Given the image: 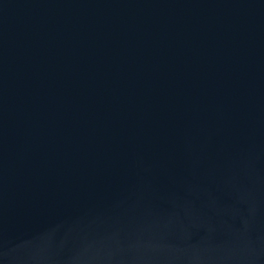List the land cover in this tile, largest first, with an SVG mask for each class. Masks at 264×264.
Returning a JSON list of instances; mask_svg holds the SVG:
<instances>
[{
	"label": "water",
	"instance_id": "95a60500",
	"mask_svg": "<svg viewBox=\"0 0 264 264\" xmlns=\"http://www.w3.org/2000/svg\"><path fill=\"white\" fill-rule=\"evenodd\" d=\"M0 264H264V0H0Z\"/></svg>",
	"mask_w": 264,
	"mask_h": 264
}]
</instances>
